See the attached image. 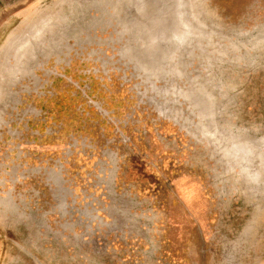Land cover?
Returning a JSON list of instances; mask_svg holds the SVG:
<instances>
[{
    "label": "rangeland",
    "instance_id": "1",
    "mask_svg": "<svg viewBox=\"0 0 264 264\" xmlns=\"http://www.w3.org/2000/svg\"><path fill=\"white\" fill-rule=\"evenodd\" d=\"M1 62L0 264H264V0H0Z\"/></svg>",
    "mask_w": 264,
    "mask_h": 264
},
{
    "label": "bare ground",
    "instance_id": "2",
    "mask_svg": "<svg viewBox=\"0 0 264 264\" xmlns=\"http://www.w3.org/2000/svg\"><path fill=\"white\" fill-rule=\"evenodd\" d=\"M45 11V10H44ZM43 11V12H44ZM40 12V11H39ZM39 15V14H38ZM37 15V16H38ZM39 17V16H38ZM42 17V16H41ZM31 19V18H30ZM35 19H37L36 17H35ZM38 20V19H37ZM24 22H26V21H24ZM31 23V22H30ZM28 24V23H27ZM32 25V24H31ZM48 25V20L47 21H43L42 23H40V24H37V25H35V33H37V32H40V33H42L44 30H45V28H46V26ZM39 35V34H38ZM15 36H16V34H15ZM14 37V36H13ZM17 38V37H16ZM19 38H20V36H19ZM12 42V41H11ZM31 41H25V43H27V44H29ZM25 43H23V44H25ZM15 46V45H14ZM20 47H22V44L20 45ZM25 47V46H24ZM23 48V47H22ZM14 49V48H13ZM24 49V48H23ZM16 50V49H15ZM22 50V49H21ZM5 52V51H4ZM18 52V51H17ZM21 52V51H20ZM11 53V52H10ZM22 53V52H21ZM10 56H11V54H10ZM21 56V55H20ZM3 57V56H2ZM12 57H14V56H12ZM19 58V57H18ZM23 58V57H22ZM0 64H2V62L0 63ZM16 65H18L17 63H16ZM15 66V65H14ZM9 67V66H8ZM3 68V67H2ZM3 70L4 69H1V71H2V74L3 73H5V72H3ZM6 70V69H5ZM4 70V71H5ZM1 74V75H2ZM0 75V76H1ZM8 75V74H7ZM6 79V78H5ZM3 81H6V80H3ZM1 89H3L2 87H1ZM3 95V94H2ZM10 200V199H9Z\"/></svg>",
    "mask_w": 264,
    "mask_h": 264
},
{
    "label": "flooded vegetation",
    "instance_id": "3",
    "mask_svg": "<svg viewBox=\"0 0 264 264\" xmlns=\"http://www.w3.org/2000/svg\"><path fill=\"white\" fill-rule=\"evenodd\" d=\"M89 85V84H88ZM85 86V85H84ZM83 86V87H84ZM90 87V86H89ZM82 88V87H81ZM90 89V88H89ZM89 91V90H88ZM101 92H104V91H101ZM44 93V92H43ZM42 94V93H41ZM45 94V93H44ZM87 94H88V92H87ZM43 96V95H42ZM55 96V95H54ZM54 96H52V97H48V98H54ZM89 96V95H88ZM39 97V96H38ZM90 97V96H89ZM94 97V96H93ZM93 97H90V98H93ZM78 98H80V96H78ZM112 98V97H111ZM72 100H75V102H77L79 99H72ZM75 102H73V107H74V103ZM98 108H100L101 110H103L102 108H101V106L100 105H98ZM73 109V108H72ZM73 113H75V114H78V117H79V122H82L81 120H80V116H84L85 117V114L84 113H82V110L81 111H77V109H75V112L73 111ZM72 113V114H73ZM81 113H82V115H81ZM78 122V123H79Z\"/></svg>",
    "mask_w": 264,
    "mask_h": 264
}]
</instances>
